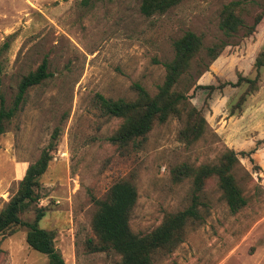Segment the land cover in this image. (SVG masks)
Returning a JSON list of instances; mask_svg holds the SVG:
<instances>
[{
  "label": "rangeland",
  "instance_id": "374dc122",
  "mask_svg": "<svg viewBox=\"0 0 264 264\" xmlns=\"http://www.w3.org/2000/svg\"><path fill=\"white\" fill-rule=\"evenodd\" d=\"M233 1L182 0L165 14L147 18L140 13L141 0H0L5 105H11L20 80L43 60L50 75L28 90L0 137V211L56 133L51 161L39 179L40 199L21 220L31 223L35 210L44 209L38 226L54 233L64 264L119 262L112 253H91L86 247L95 239L94 201L119 181L137 191L129 221L135 235L149 234L188 209L196 212L174 248L152 254L153 264H264V67L253 92L246 84L221 86L235 84L238 76L257 77L264 19L252 36L243 37L244 29L227 40L219 29L220 13ZM263 9L261 2L248 3L239 13L250 26ZM186 32L200 37L204 49L175 91L204 117V133L191 144L183 142L187 116L182 112L155 124L145 138L112 144L109 138L122 122L102 112L97 95L133 101L139 85L155 96L164 65L174 56L172 44ZM223 41L231 45L210 61L205 49ZM227 150L237 154L234 176L247 200L235 214L217 177L206 179L198 193L193 177L177 178L182 165L217 166ZM25 235L24 227H16L0 237V264H48L46 256L27 246Z\"/></svg>",
  "mask_w": 264,
  "mask_h": 264
},
{
  "label": "trees",
  "instance_id": "16d2710c",
  "mask_svg": "<svg viewBox=\"0 0 264 264\" xmlns=\"http://www.w3.org/2000/svg\"><path fill=\"white\" fill-rule=\"evenodd\" d=\"M181 1L141 0L140 13L147 18L163 15ZM258 2L264 4V0H237L223 7L220 13L219 29L227 40H231L244 29L243 37H250L255 33L264 19V9L254 17L250 26L244 23L239 11L244 4ZM230 45L231 42L228 41L215 44L205 49L206 57L210 61H214ZM172 46L173 59L164 65V81L155 96L151 97L139 85L134 86L137 96L133 101L111 100L97 95V102L102 112L106 116L119 119L122 122L109 138L112 144L124 146L138 138H145L155 124H163L170 117H178L182 112L187 116L186 126L180 131V138L183 142L191 144L204 133L207 126L204 117L189 104L184 94L175 91L179 80L188 72L191 62L196 60L197 55L204 49L201 38L192 32H186L181 38L174 41ZM254 66L257 70L255 79L238 76L235 84L224 83L221 86L239 87L246 84L249 88L248 93L253 92L257 88L258 72L264 67V51L258 54ZM49 77L47 62L43 60L34 72L20 80L9 107L5 105L0 89V137L6 131V125L20 110L28 90L40 85ZM202 88L209 91L217 89L214 86ZM218 88L220 89V87ZM244 99L245 96L241 100L244 101ZM57 140L58 134L54 133L47 149L43 150L39 159L26 169L16 194L0 211V237L16 227H24L27 246L46 256L48 264H64V260L54 246V233L40 229L38 226L45 216L44 209L37 208L35 210V217L31 223L22 221L21 215L35 206L40 199L37 193L39 179L51 161L50 152ZM251 154V152L240 153L243 157H249ZM250 161L252 162V159ZM237 164V154L227 150L217 166L190 168L187 165H182L177 171V178L193 177L195 192L198 193L202 190L206 179L217 177L223 199L229 211L235 214L247 205V200L243 197L242 190L234 176ZM136 201V188L126 181L115 183L103 199L94 201L96 211L91 221V229L95 239L87 241L88 251L91 253H112L119 257L117 264H153L152 254L165 248H174L181 238L185 222L196 217L195 210L191 208L167 219L155 231L138 236L132 233L129 227L131 212Z\"/></svg>",
  "mask_w": 264,
  "mask_h": 264
}]
</instances>
